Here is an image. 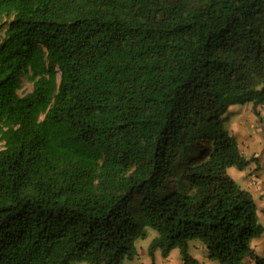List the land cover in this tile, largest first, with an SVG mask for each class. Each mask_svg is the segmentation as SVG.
<instances>
[{
	"label": "trees",
	"instance_id": "1",
	"mask_svg": "<svg viewBox=\"0 0 264 264\" xmlns=\"http://www.w3.org/2000/svg\"><path fill=\"white\" fill-rule=\"evenodd\" d=\"M247 100L264 102V0H0V264H123L147 226L151 255L198 264L200 239L264 264L229 172L253 158L224 125Z\"/></svg>",
	"mask_w": 264,
	"mask_h": 264
},
{
	"label": "crops",
	"instance_id": "2",
	"mask_svg": "<svg viewBox=\"0 0 264 264\" xmlns=\"http://www.w3.org/2000/svg\"><path fill=\"white\" fill-rule=\"evenodd\" d=\"M224 118L227 130L238 138L246 156L253 158L251 164L239 170L238 177L235 178L253 192L259 210H264V197L262 198L264 193V103L257 106L253 101L233 103L224 114ZM251 177L256 178L254 185L250 182ZM258 198H262L261 201ZM262 223L264 224L263 221ZM155 235L153 234L148 240L149 235L141 239L137 254L133 258L126 259L123 264H190V262L184 263L183 255L178 247L173 248L167 255L163 254L162 249H157L154 255H151L149 245ZM261 237L264 238V232L256 239ZM254 240L252 245L256 253L263 256L260 254V249L262 247L264 249V240L263 242H257V240L254 242ZM189 252L198 260V264L214 263V259L208 257L205 246L200 242L191 240ZM249 261L252 259L250 258Z\"/></svg>",
	"mask_w": 264,
	"mask_h": 264
},
{
	"label": "rangeland",
	"instance_id": "3",
	"mask_svg": "<svg viewBox=\"0 0 264 264\" xmlns=\"http://www.w3.org/2000/svg\"><path fill=\"white\" fill-rule=\"evenodd\" d=\"M33 88V83L31 82V81H29L28 80V78H26V77H23L22 78V87L20 88V93H26V92H28V91H30L31 89ZM248 101H253V103H254V100H247V101H244V102H248ZM242 102V101H241ZM262 103H264V102H259V103H257V104H255L256 106L257 105H259V104H262ZM230 132V131H229ZM231 133V132H230ZM233 134V133H232ZM0 147H2V143H0ZM240 169H238V168H236V167H231L230 169H229V172H230V174L232 175V176H234V177H238V174H239V171ZM250 182H251V184H253L254 185V183H256V178L254 177V178H250ZM167 190V188L165 189V191ZM158 193L160 194V193H162V190H159L158 191ZM141 196V194H136V196L130 201V205H129V210L134 214V216L137 218V219H139L140 218V213H141V203H140V197ZM264 197V193H263V196H262V198ZM262 198H258V200L259 201H261V199ZM259 207V206H258ZM259 214H261V216H260V219H261V221H263L264 222V210H259ZM147 228L149 229V237L147 238V240L148 239H150L151 238V236L153 235V234H157V231L153 228V227H151V226H147ZM141 239H143L142 237H139L137 240H136V245H137V247H139V245H140V243L142 242V240ZM193 240H195V241H197V242H200L201 243V240L200 239H193ZM257 240V242L258 241H261V242H263V240H264V238H259V239H255L254 240V242ZM192 242H194V241H192ZM260 254L261 255H263L264 256V249H263V247L260 249ZM189 263V262H188ZM72 264H88L86 261H78V260H76V261H73L72 262ZM190 264H195V263H193V262H190ZM213 264H221V262L218 260V259H214V263Z\"/></svg>",
	"mask_w": 264,
	"mask_h": 264
}]
</instances>
